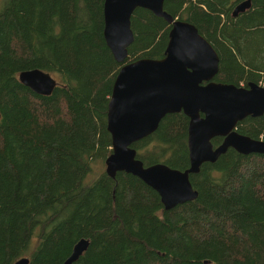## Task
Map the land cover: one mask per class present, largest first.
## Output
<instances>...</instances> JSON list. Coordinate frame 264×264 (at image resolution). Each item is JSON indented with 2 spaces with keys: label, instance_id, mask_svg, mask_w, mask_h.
<instances>
[{
  "label": "trees",
  "instance_id": "obj_1",
  "mask_svg": "<svg viewBox=\"0 0 264 264\" xmlns=\"http://www.w3.org/2000/svg\"><path fill=\"white\" fill-rule=\"evenodd\" d=\"M243 0H164L219 56L217 82H264V0L232 16ZM104 0H4L0 8V264H263L264 155L229 148L190 174L195 200L165 210L137 176L104 165L111 152L107 106L122 65L103 37ZM125 62L161 58L170 25L148 9L131 15ZM39 68L57 78L49 95L18 79ZM188 117L166 114L131 146L144 166L189 167ZM237 131L264 140V113ZM221 137L212 139L214 146ZM247 194L251 204L239 202ZM264 209V206H263Z\"/></svg>",
  "mask_w": 264,
  "mask_h": 264
},
{
  "label": "water",
  "instance_id": "obj_2",
  "mask_svg": "<svg viewBox=\"0 0 264 264\" xmlns=\"http://www.w3.org/2000/svg\"><path fill=\"white\" fill-rule=\"evenodd\" d=\"M164 0H104L103 37L118 63L107 106V131L111 152L105 158V173L113 178L117 172L137 176L160 197L165 210L193 201L198 192L189 175L201 165L215 162L229 148L238 153L263 154L264 140L237 131V124L248 116L264 113V86L255 82L235 85L214 79L219 56L212 44L192 23L174 18L163 10ZM243 0L232 9V16L250 8ZM137 7L151 11L169 25L168 41L161 58H140L125 62L127 48L133 41L131 15ZM19 81L39 95H49L57 80L48 71L25 69ZM182 112L188 117L187 147L189 167L180 170L157 162L144 166L131 146L151 135L161 119ZM221 137L214 146L212 139ZM89 246L79 239L62 264H72ZM14 264H29L22 257Z\"/></svg>",
  "mask_w": 264,
  "mask_h": 264
},
{
  "label": "rangeland",
  "instance_id": "obj_3",
  "mask_svg": "<svg viewBox=\"0 0 264 264\" xmlns=\"http://www.w3.org/2000/svg\"><path fill=\"white\" fill-rule=\"evenodd\" d=\"M3 2H4V0H0V8L2 7V5H3ZM54 78H57L58 79V77H56V76H54V75H52ZM261 81H264V78L263 79H261ZM259 85H262V86H264V82H261ZM102 170H105V164L104 165H100V164H95V165H93V172H92V175L93 176H95V175H97L99 172H101ZM239 202L240 203H242V204H244V205H249V204H251V201L248 199V197H247V194H244V195H242L241 196V198L239 199ZM256 206H258V208L262 211V210H264L263 209V204L262 203H259V204H256ZM264 264V263H263Z\"/></svg>",
  "mask_w": 264,
  "mask_h": 264
},
{
  "label": "flooded vegetation",
  "instance_id": "obj_4",
  "mask_svg": "<svg viewBox=\"0 0 264 264\" xmlns=\"http://www.w3.org/2000/svg\"><path fill=\"white\" fill-rule=\"evenodd\" d=\"M236 17V16H235ZM214 80V79H213ZM260 84V83H259ZM241 85H243V84H241Z\"/></svg>",
  "mask_w": 264,
  "mask_h": 264
}]
</instances>
